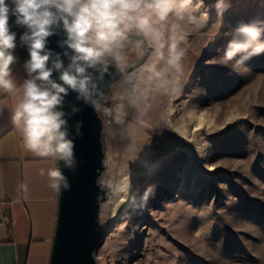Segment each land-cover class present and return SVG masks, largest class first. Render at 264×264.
I'll list each match as a JSON object with an SVG mask.
<instances>
[{
    "label": "rangeland",
    "instance_id": "1",
    "mask_svg": "<svg viewBox=\"0 0 264 264\" xmlns=\"http://www.w3.org/2000/svg\"><path fill=\"white\" fill-rule=\"evenodd\" d=\"M225 2L230 7L222 18L216 0H203L194 14L206 12V18L162 31L183 51L180 72L151 46L143 63L112 85L103 98L108 108L99 105L108 167L99 179L107 199L100 209L105 235L98 264H125L123 249L133 252L131 264H264V54L243 64L236 63L243 53L220 60L225 33L264 20V0ZM141 50L142 43L130 39L124 66ZM151 65L163 67L164 76L157 79ZM175 142H194L199 160L188 148L147 167L133 182L129 213L113 224L115 202L133 168ZM134 217L137 230L130 233ZM138 234L140 244L131 247Z\"/></svg>",
    "mask_w": 264,
    "mask_h": 264
},
{
    "label": "clouds",
    "instance_id": "2",
    "mask_svg": "<svg viewBox=\"0 0 264 264\" xmlns=\"http://www.w3.org/2000/svg\"><path fill=\"white\" fill-rule=\"evenodd\" d=\"M200 7L203 0L196 5L193 0H0V89L4 92L17 91L11 67L17 62V33L11 30L10 18L24 29L19 43L28 52L23 65L27 78L20 86L22 95L11 115L25 148L38 157H51L62 161L65 168L74 169L75 140L65 111L69 92L76 94L77 101L98 110L93 97L99 91L89 70L106 69L109 62L123 70L125 49L133 33L142 38L138 43L147 42L159 60L180 72L183 51L178 42L164 40L161 27L174 32L184 20L195 24L200 17H207L206 12L200 13V17L194 14ZM214 7L222 18L230 4L216 0ZM61 34L58 47L63 51L56 52L53 59V50L47 47L48 38ZM225 36L228 45L220 58L222 63L241 53L237 64L264 54V20L241 23ZM149 70L157 79L165 74L164 68L157 70L156 65L149 66ZM80 110L73 106L71 114ZM81 127L82 122L77 121L75 135H80ZM40 174L45 175L43 169ZM47 176L52 188H70L68 177L60 168H50Z\"/></svg>",
    "mask_w": 264,
    "mask_h": 264
},
{
    "label": "water",
    "instance_id": "3",
    "mask_svg": "<svg viewBox=\"0 0 264 264\" xmlns=\"http://www.w3.org/2000/svg\"><path fill=\"white\" fill-rule=\"evenodd\" d=\"M13 21L14 18H10L11 30L17 33L15 50L25 62L28 59V52L26 47L20 46L19 43V35L24 29L16 26ZM62 35H53L48 38L47 47L53 50V59L56 52L63 51L58 47V40L62 38ZM130 39L140 41L142 38L133 33ZM142 45L143 50L138 60L124 66L123 70L117 69L111 62L106 69L89 70L98 87L99 95L93 97L98 105L120 77L134 72L146 59L151 46L147 42ZM69 54H71L70 50ZM64 62L68 63L67 58H64ZM56 75L54 73V77ZM73 106L81 109L75 115L71 114ZM65 111L68 113L70 131L75 140L76 166L70 170L64 167L62 161L57 160L58 168L68 177L70 188L68 190L59 188L57 222L48 264H98L95 257L96 249L105 235L100 219V209L101 204L107 199L106 188L99 181L108 167L102 144L105 123L97 109L83 101H77L76 94L73 92H69L65 98ZM77 121L82 122L78 136L75 135Z\"/></svg>",
    "mask_w": 264,
    "mask_h": 264
},
{
    "label": "crops",
    "instance_id": "4",
    "mask_svg": "<svg viewBox=\"0 0 264 264\" xmlns=\"http://www.w3.org/2000/svg\"><path fill=\"white\" fill-rule=\"evenodd\" d=\"M164 30L166 26L161 27ZM16 57L11 67L17 91L9 94L0 89V264H48L59 189L50 186L47 171L58 163L29 152L11 122L27 78L24 62Z\"/></svg>",
    "mask_w": 264,
    "mask_h": 264
},
{
    "label": "bare ground",
    "instance_id": "5",
    "mask_svg": "<svg viewBox=\"0 0 264 264\" xmlns=\"http://www.w3.org/2000/svg\"><path fill=\"white\" fill-rule=\"evenodd\" d=\"M190 148L192 157L194 158V161L197 162L199 160V147H197V145L194 142H191V144H183V143H172L170 144V146H168L167 148H162V149H158L155 150L153 154H151L150 159L148 162L143 163L142 165H138L135 168H133L132 172L130 173L127 182H125L126 184L123 186L124 190L121 194H118L120 197H118L119 199L115 202L114 205V216L112 218V223L113 224H117L120 223V221H123L124 218L127 216V214L129 213V208L131 207V205L134 202V196H132L133 194V185H134V181L135 178L140 176L141 174H143L146 171L147 167H151L153 166V164H155L157 161H159L161 158L167 156V154L172 153L174 151H178V150H185ZM156 196H154L153 198H155ZM137 217H134L133 220H131L130 222V229L129 232L130 233H136L137 230ZM141 241V235L138 234V236L135 237H131L130 238V243L129 245L132 246H137L140 244ZM133 255V252H131L129 249H123L120 253V256L125 258L126 260H124L125 264H131L129 260H131V257ZM134 255H137V253L135 252Z\"/></svg>",
    "mask_w": 264,
    "mask_h": 264
},
{
    "label": "built area",
    "instance_id": "6",
    "mask_svg": "<svg viewBox=\"0 0 264 264\" xmlns=\"http://www.w3.org/2000/svg\"><path fill=\"white\" fill-rule=\"evenodd\" d=\"M103 103V104H102ZM100 105H103L105 108H108V102H105L104 103V101H103V99H102V101H101V103H100ZM111 117H112V113L111 112H109L108 114H107V117L106 118H108V121L111 119Z\"/></svg>",
    "mask_w": 264,
    "mask_h": 264
},
{
    "label": "trees",
    "instance_id": "7",
    "mask_svg": "<svg viewBox=\"0 0 264 264\" xmlns=\"http://www.w3.org/2000/svg\"><path fill=\"white\" fill-rule=\"evenodd\" d=\"M15 52H16V50H15ZM17 53V52H16ZM16 56H18V53H17V55ZM19 58H20V56H18Z\"/></svg>",
    "mask_w": 264,
    "mask_h": 264
}]
</instances>
